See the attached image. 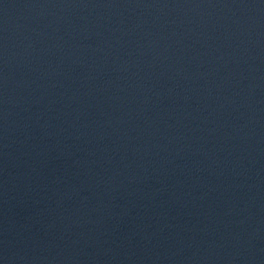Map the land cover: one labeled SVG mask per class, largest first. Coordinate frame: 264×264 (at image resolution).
I'll use <instances>...</instances> for the list:
<instances>
[{
	"label": "water",
	"instance_id": "water-1",
	"mask_svg": "<svg viewBox=\"0 0 264 264\" xmlns=\"http://www.w3.org/2000/svg\"><path fill=\"white\" fill-rule=\"evenodd\" d=\"M0 264H264V35L0 144Z\"/></svg>",
	"mask_w": 264,
	"mask_h": 264
}]
</instances>
